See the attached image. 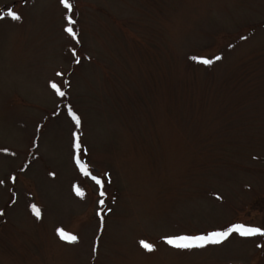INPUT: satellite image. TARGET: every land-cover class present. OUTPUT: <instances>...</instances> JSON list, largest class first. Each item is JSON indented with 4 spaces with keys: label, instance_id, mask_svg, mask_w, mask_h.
<instances>
[{
    "label": "rangeland",
    "instance_id": "1",
    "mask_svg": "<svg viewBox=\"0 0 264 264\" xmlns=\"http://www.w3.org/2000/svg\"><path fill=\"white\" fill-rule=\"evenodd\" d=\"M69 2L78 64L58 0H0L22 17L0 20V264H264V237L183 251L160 239L264 227V0ZM65 105L81 118V159L110 173L102 225Z\"/></svg>",
    "mask_w": 264,
    "mask_h": 264
},
{
    "label": "snow or ice",
    "instance_id": "2",
    "mask_svg": "<svg viewBox=\"0 0 264 264\" xmlns=\"http://www.w3.org/2000/svg\"><path fill=\"white\" fill-rule=\"evenodd\" d=\"M59 5L64 10L62 11V31L66 34L67 38H69V52L71 53L72 62L78 64L80 62V57L77 54V50L74 46H72L73 42L75 44H79L78 34L77 31L74 29V25L76 21L73 18V4L69 2V0H58ZM5 17L10 18L12 21H20L21 15L17 12L13 11L12 7H8L6 11L0 12V20L4 19ZM244 39V37H241ZM231 47V45H229ZM222 57L219 55L213 57H205L200 55H192L189 57L190 60L193 62L209 66L213 64L216 60H220ZM90 59V57H89ZM55 76L62 77L63 72L57 71ZM68 81L64 80L63 84L68 85ZM47 87L51 90L52 93L56 97H64L66 96V92L62 90L61 85H59L55 80H49L47 83ZM65 113L66 119L68 120L71 126H74L77 131H73L71 133V159L75 165V170L79 173L81 177L90 179L93 184L97 188V196L98 199L96 200L97 204V211L96 216L100 218L101 225L103 224V208L105 204V196L107 195L106 191L104 190V179H108L110 182V173L105 171L103 173V178L101 176L94 175L89 168V165L85 163L81 159V153H86V149L83 148L79 129L81 127V118L73 110L71 105H65ZM33 147H36V144L33 143ZM2 151L7 152V149H3ZM23 170V169H21ZM49 176H55L54 172H49ZM9 180H14L15 177H8ZM5 184V180L0 179V186ZM73 193L80 198H83L85 192L77 185H72ZM216 199H221V197L217 196ZM29 209L31 213L37 218L40 219L41 213L40 210L36 207L35 204H30ZM110 211V210H109ZM238 236L240 238H252V237H264V227L258 226H249L245 225L244 223L233 222L227 225L222 226L219 229L210 230L203 233H196V234H172V235H164L162 236L161 242L168 246L169 248L176 249V250H192V249H203L208 245H219L222 242L226 241L231 236ZM56 236L63 242L68 244H73L78 242V236L74 234H70L63 230L62 228L56 229ZM140 248L145 251L151 252L155 250V245L153 243H149L144 239L138 241ZM257 248L264 247L261 243H256L255 245ZM97 251V247L93 244L92 252L95 253Z\"/></svg>",
    "mask_w": 264,
    "mask_h": 264
}]
</instances>
